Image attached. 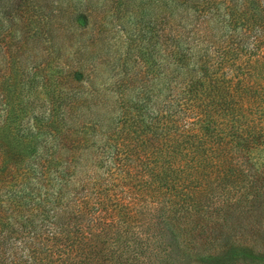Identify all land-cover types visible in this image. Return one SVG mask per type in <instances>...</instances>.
<instances>
[{
	"label": "trees",
	"instance_id": "16d2710c",
	"mask_svg": "<svg viewBox=\"0 0 264 264\" xmlns=\"http://www.w3.org/2000/svg\"><path fill=\"white\" fill-rule=\"evenodd\" d=\"M262 158L264 0H0V264H245Z\"/></svg>",
	"mask_w": 264,
	"mask_h": 264
},
{
	"label": "rangeland",
	"instance_id": "374dc122",
	"mask_svg": "<svg viewBox=\"0 0 264 264\" xmlns=\"http://www.w3.org/2000/svg\"><path fill=\"white\" fill-rule=\"evenodd\" d=\"M106 14H107V12L104 11V15H106ZM95 17L96 18L100 17V12H97ZM108 17H110V16H108ZM117 25L118 24H115L112 26V28H110V31L112 29V32H110V34L112 35V38L109 40V43L113 42V43H111V49H113V50L116 49L115 51H113L112 57L109 56V59L113 58L114 62H120L122 60V58L125 56V54H126V42H127V35H126L125 30H124V29H126V26H125V28L123 27L124 29L120 28V29H116V31H115V27H118ZM110 27H111V25H110ZM84 35L85 34H82V35L81 34L80 35L73 34V37L76 38L77 40H80L81 38H84ZM105 95L108 98V100H110L114 96L109 92ZM262 160H264V158H262L258 162H260ZM260 190H264V187L262 186L260 188ZM263 198H264V196L262 198H260V200ZM248 224H249V226L254 227V228L250 229V230H254L252 232L249 229L246 230V231L249 230L250 232L249 231L248 232L250 234L252 233V235L245 237L246 235L241 234L239 228H237V230H239L238 232L234 233L232 236L230 235V237H229V235H227L226 237H221L222 239H220L219 243L222 244V243L226 242L224 239L233 238L235 240L230 239V241H233L234 245L237 244V246H238V248L235 250L237 252H242L246 256H249V257H247L248 259L246 260V262H243V263H245V264H261V263H263L262 261L259 260V258H261V257H253L254 255H252V254H253V251L255 250V247L261 248L260 245H262L263 248L261 249L262 250L261 254L263 257V254H264V218L260 219V222L257 219L253 220V221H249ZM195 243L199 244L200 247H204L205 245H207L211 242H209L208 237H201V238L195 239ZM240 248H242V249H240ZM202 249L200 251H202ZM250 249H252L251 253H249ZM204 252H207V251H204ZM192 259H193V257L191 256L190 252L185 254V256H184L185 262H189L188 264H194L191 262ZM207 262H209V261H207ZM197 264H208V263H206L205 261L204 262L200 261Z\"/></svg>",
	"mask_w": 264,
	"mask_h": 264
}]
</instances>
